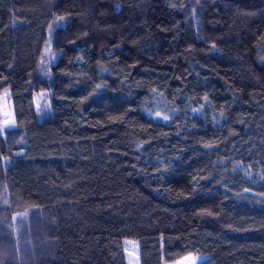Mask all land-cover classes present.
<instances>
[{"label": "trees", "instance_id": "obj_1", "mask_svg": "<svg viewBox=\"0 0 264 264\" xmlns=\"http://www.w3.org/2000/svg\"><path fill=\"white\" fill-rule=\"evenodd\" d=\"M14 87L48 108L0 131V194L28 214L0 264H127L125 241L140 264H264V0H0ZM152 92L223 121H153Z\"/></svg>", "mask_w": 264, "mask_h": 264}, {"label": "rangeland", "instance_id": "obj_2", "mask_svg": "<svg viewBox=\"0 0 264 264\" xmlns=\"http://www.w3.org/2000/svg\"><path fill=\"white\" fill-rule=\"evenodd\" d=\"M59 20L56 26L62 24ZM54 59L50 45L43 49L41 63L48 65ZM48 108L47 94H39L34 98H22L16 87L6 90L0 95V131L12 129L14 127H23L30 129L33 125L36 115H40ZM144 115L157 122L169 123L178 116H184L189 119H209L213 125L219 126L223 121V115L214 111L203 99L197 106L193 103H187L185 107L180 108L174 103L168 102L160 92H152L150 99L142 106ZM233 172L251 184L256 185L261 181V174L258 170L250 166H243L233 163ZM28 220L26 211L18 210L12 207L8 197L0 194V237L4 234L7 245L16 243L19 230L23 223ZM4 242V241H3ZM1 244V243H0ZM12 246L4 253H0V262L4 257L7 261L18 262V255L14 253ZM124 252L127 264H140L137 243L132 241L124 242ZM204 259L202 255H187L172 264H199Z\"/></svg>", "mask_w": 264, "mask_h": 264}]
</instances>
